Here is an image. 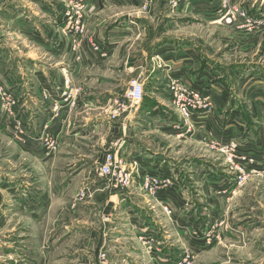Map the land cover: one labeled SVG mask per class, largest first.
<instances>
[{
	"label": "rangeland",
	"instance_id": "1",
	"mask_svg": "<svg viewBox=\"0 0 264 264\" xmlns=\"http://www.w3.org/2000/svg\"><path fill=\"white\" fill-rule=\"evenodd\" d=\"M40 1L44 4V0ZM45 1L47 4H54L53 12L43 13L38 10L37 7L40 5L38 0H0V67H2L0 76L10 80L9 74H12L18 80H24L26 74L32 75L33 70L36 69L39 72L38 78L34 76L29 78L32 81V90L35 89L32 92H36L33 97L39 98L43 103H49L51 114V116L43 114L37 120L33 119L31 129L27 130L28 128L24 126L25 120L17 114L19 103L13 90L9 88L10 81H7L8 84L0 82V165L6 169L12 165L18 168L20 164L28 163L27 157L20 153V149L35 150L38 156L36 160L43 162L45 159L44 165L49 168V183L52 184L53 179H56L60 172H64L69 177L76 175L69 170L68 172L62 170H65L67 165L74 164L79 155L82 159L88 160L91 171L96 163L104 162V154L106 156L110 152L122 150L124 141L129 140L138 144V140H141L143 143L145 137H141V134H145L149 127L140 128L139 132L135 131L137 124H134L132 126L134 135L132 139H128L125 137L128 130L123 131V126H118L116 130L117 125L112 124L111 132L106 135L110 137L108 144L103 139L102 131L99 133L96 131L91 137L85 139L79 137L81 150H75L77 154L71 152L74 147L71 141L68 143L69 140L65 142L62 140L63 134H78L80 130L86 131L94 124L92 120L85 119H88L87 116L91 112L83 110L84 106L80 100L85 93L80 90L83 86L90 87V79L87 72L83 79V81L89 79L86 85L82 83V78L75 83L70 75L72 72L68 71L62 73L65 81L60 85V78L56 73L63 66L70 68L71 66L60 59L62 51H58L56 45L62 35L57 28V1ZM139 3L137 8L132 9L134 12L132 10L128 12L116 10V12L120 16L131 12L133 20L146 21L161 28L166 27V23L173 20L175 27H168L166 33L171 36L192 38L197 40L196 43H204L216 58L218 55H225L229 63H258L257 66L264 63V32H261L263 28L253 32L235 26H228L225 29L217 26L206 28L201 23L192 21L188 23V19L179 21L188 18L190 9L186 7H180L184 12L178 10L173 13L167 2L165 6L164 0L162 2L152 0L148 7H144L141 0ZM86 6L80 14L81 24L85 27L84 32L78 35L83 39L77 40V44L73 45L74 50L80 48L81 41L90 40V24H87V20L94 9ZM71 17L73 19H70ZM67 19L68 28L76 34L77 16L70 11ZM214 20V25L220 24L219 19ZM179 22L181 24L178 25ZM235 35L258 38L256 44L258 46L246 47L247 53H245L244 49L241 50L239 46L234 45ZM88 42L91 43V40ZM91 44L94 50L96 44ZM127 50L136 52L137 44L134 46L130 44ZM216 58L211 62L216 61ZM120 63L121 59L117 57L111 69L117 70ZM212 66L217 69V66L213 64ZM111 75L113 88L116 89L110 99L114 106L116 101L124 99L127 90L139 77L131 72L117 76L113 72ZM66 81L73 83L74 87L66 89ZM95 84L91 85L95 87ZM146 88L145 93L151 95L150 83ZM75 89L80 93L72 107L65 92L71 93V90ZM19 91L21 92L20 89ZM240 93L242 92L238 91L237 95ZM90 96L92 95L87 94L88 99L97 98ZM240 100L239 111L242 118H245L249 114V108L244 105L247 104L244 99ZM13 101L16 102L15 105ZM136 108L139 106H135L132 112H136ZM14 122L20 126L18 130ZM208 131L209 134L198 131L192 138L187 140L184 138L185 140L182 139L180 142L174 138H165L158 133H152L157 134L161 141L150 142L151 148L160 151L161 154L153 159H144L145 163L132 160L138 165L145 166L146 169L138 173L133 171V184L129 189L113 183L106 184L101 181L104 178L100 177L98 181L93 180L95 182H92L93 185L85 184L81 189L77 186L67 188L66 195H62L57 202L56 197L60 193L55 190L47 201L45 215H37L30 223L23 221L28 223L26 226L29 227L31 234L29 238L22 237L24 242L19 241L16 245L9 234L0 230V242L4 247L12 254L14 250L23 256L17 257L16 254L11 256L5 251L0 260L10 263H15L17 260L16 263L27 264H42L44 261L47 264H264V156H260V153L251 156L249 150L245 149L244 140H236L235 145L232 146L231 143L234 141L224 143L220 133ZM29 132L33 138H30ZM148 134L150 135L151 132L147 133V137ZM253 136L255 139L259 137L258 134ZM33 142L35 146L31 145ZM215 142L223 146L214 149ZM129 151L131 152L130 147ZM134 152L132 151L130 156L133 157ZM230 155L235 157L232 162L228 161ZM36 160L32 162L36 168L32 175H35V179H41L42 176L47 182L45 176L47 172L42 173ZM127 162L129 163V160ZM128 167L131 171L132 163ZM171 170L174 174L179 170L182 171L180 175L183 178L186 176L187 184H178L177 190L164 189L167 184H159V187H162L159 191L151 184L147 187L145 183L147 177L163 181V176L171 175ZM202 170L205 174L208 172L207 180L204 179L206 175H203ZM89 172L87 175L93 177ZM22 174L25 175L24 172ZM62 175L64 176L63 173ZM85 176L86 174L83 175V179ZM239 176L245 177L241 185L237 180ZM166 191L179 193V199L183 200L180 204H173L171 199H167V204L163 203L164 205L160 206L157 200L162 198L161 193ZM100 195H103L102 199ZM111 195L117 196L119 200L116 198L112 201L114 203H109ZM169 196L176 198L177 195ZM127 197L133 199L130 202L133 204L129 203V205L137 210L138 215L128 213ZM97 198L98 202L93 203L92 201ZM85 206L93 208L94 214L87 215V213L81 220L72 216L69 222L66 220L65 223L59 221L61 216H56L61 208L66 211L68 207L72 211L83 209ZM188 212L193 217L191 222L182 218V216L186 217ZM129 215H132L131 219ZM174 216L177 219H174ZM44 246L49 247L47 254L43 251ZM151 259L156 262L152 263Z\"/></svg>",
	"mask_w": 264,
	"mask_h": 264
},
{
	"label": "crops",
	"instance_id": "2",
	"mask_svg": "<svg viewBox=\"0 0 264 264\" xmlns=\"http://www.w3.org/2000/svg\"><path fill=\"white\" fill-rule=\"evenodd\" d=\"M56 1L58 5L56 10V13H58L57 28L62 34L56 45L58 51H62L60 59L65 60L68 65L71 66V68L63 66V68L56 73L60 78L59 83L60 85L64 84L65 80L63 78L65 76H63L62 73H68V71L70 73L72 72V74H69L72 75V79L75 80V83L82 78V83L86 85L87 81L90 79V87L89 85L85 86L86 88L83 86L80 90L85 92L80 100L81 104L83 103L82 106H84L83 110H89L91 112L87 116L88 119H85L92 120L91 122L94 124H92L93 126L90 125L86 131L80 130L78 134H63L62 140L64 142L69 140L67 141L68 143L71 141L72 147H74V150L71 151L72 153L77 154L75 150H81V144L78 140L79 137H82V139L91 137L92 133L96 131L98 133L102 131V134H104V141L106 143L109 142L110 137L106 135L111 132L112 124L117 125L116 130L118 126H123L124 128L122 129L125 132L128 130L129 132L128 134L126 133L127 136H125L128 139H132L134 135L132 132V126L134 124H137L134 128L135 131L137 130L139 132L141 131L140 128L149 127L144 132L145 134H141V137H145L142 140L143 143H141V140H138V144L129 140L124 141L125 145L122 146L120 153L131 162L132 160H139L145 163L143 162L144 159H153L155 156L161 154L160 151L151 148L152 144L150 142L158 143L161 141L158 136H156L157 134L152 133H158L165 138H174L179 142L182 141V138H177L176 132L172 128L174 123H181L182 119L173 111V93L170 90V85L173 81H180L187 86L200 87L213 101L215 111L212 116H208V119H200L195 116L193 119L194 125L197 126L198 129H201V132L204 131V134H209L208 130L216 131L220 133V138L224 143H228L232 140H244L246 141L245 149L249 150L251 156H253L252 154L257 156L259 153L260 156H264V63L259 62L260 66H257L258 63H229L228 59L224 57L225 55H218V58H216L204 43H196L195 41L197 40L192 38L171 36V34L166 33L168 27H175V21L173 20L168 21L166 23L167 26L161 28L160 26H154L146 21L138 19L133 20L131 12L123 13L121 16L116 12V10H127L128 12L137 8L140 4L139 0H86V7L89 8L90 6L94 9L93 14L90 15L91 17L87 20V24H90V40L91 43H95L99 47V51L93 50L92 44L88 42L90 41L89 39L85 42L81 41L79 45L80 48L74 50L73 45L77 44V40H81L82 37L78 36L79 34L77 33L75 34L74 31H70V28H68L67 14L68 11L75 12L78 3L74 2L75 0ZM187 1H190V14L188 18H182L179 21L182 22L188 19V23L191 21L201 23L206 28L209 26H217L224 29L228 27L221 23H216V25H214V19L216 18L208 15L215 14L220 9L218 0ZM45 2L44 0V4H42L41 1L38 0L40 5H38L39 7H37V9L43 11V13L53 12L54 7L52 6H54V4H47ZM68 2L70 3L67 4ZM164 2L166 6L167 1L164 0ZM235 2L247 8L253 15L264 13V0H235ZM183 7L186 6L182 4L181 8ZM179 11L184 12V9H179ZM132 12L134 11L132 10ZM115 15L117 16L116 18L114 17ZM181 22H179L178 25L181 24ZM139 29H141V31ZM257 43L258 38H246L240 35L234 36V45L236 44L239 46L241 50L244 49L243 52L245 53H247L246 47H256L258 46L256 45ZM130 44L133 46L137 44L136 52L127 50ZM65 49H68V51H64ZM125 49L126 52H124ZM117 57L121 59L120 66L117 67V70H112L113 63ZM66 58H68V60H66ZM213 58H216V61L214 60L211 62ZM212 64L217 66V69H215ZM1 69L2 67H0V71ZM87 72L89 79L83 81ZM113 72L116 76L125 72H131L136 73L139 78L144 77L145 92L147 89L146 86L149 83L152 86L151 95L145 93L143 102L133 105V108L135 106L137 107V105L139 106V108H136V112H132L133 108H131V111L127 115L125 114L121 119L116 121H111L108 116L112 107V100L110 101V99L112 98V94L116 92V89H114L112 85L113 80L112 78L110 79V75ZM32 73V75L26 74L27 77L24 80H18L12 74H9L11 77L10 80L9 78L0 76V82L2 84H8L7 81H10L8 84L9 88L11 87L19 103L17 114L21 119L25 120L24 126H26V129L28 128L27 130L31 129L30 125L33 123V119L37 120V118L43 114L51 116L49 103H43L39 98L33 97V94L36 92H32L35 91V89L32 90V81L29 78L31 76L38 78L39 72L34 69ZM93 83H96L95 87L91 85ZM72 86L74 87L73 83ZM120 91L122 92V90H119V92ZM238 91L242 93L237 95ZM87 94L92 95L90 97L96 96L97 98L88 99ZM83 98L85 100H83ZM240 99H244L248 104H244L249 108V114L245 118H242L239 111L241 106ZM141 106L144 111H142ZM172 117H174V119ZM42 121L43 120H41V122ZM11 126L13 127V122ZM149 132H151V134H148L149 137H147L146 135ZM255 134L259 135L258 139H255L253 136ZM28 135L30 138H33L30 132ZM187 139L188 138H186V140ZM61 143L64 144L62 141ZM31 145L35 146L34 142ZM129 147L131 148V152L135 151L133 157L130 156L131 152L129 151ZM20 153L27 157V164H20L21 166L18 168L12 165L7 169L0 165V230L9 234L16 245L19 241L20 243L24 242L22 237L29 238L31 235L29 227L26 225L31 221L33 222L37 215L46 214L47 201H49L52 192L57 190V192L60 193L56 197L57 202L62 198V195H66L65 191L67 188L70 189L71 187L74 188L77 186L78 189H81L85 184L93 185L92 182L95 183L94 181L101 179L99 165L103 164V162L101 164L96 163L94 168L90 171L88 160L82 159V156L79 155L78 160L74 161V164L67 165V170H62L65 172L69 170L76 175L69 177L64 172H60L57 174V178L53 179V183L50 184L49 168L44 165L46 163L44 161L45 159L43 162L42 160H36L38 156H36L35 150L25 151L20 149ZM103 158L105 159V154ZM74 159H76V157ZM35 160L38 162H36V164L39 168L42 169V173L44 174L47 172L45 175L47 182L43 180L42 176L41 179H35V175H32L36 170L32 165V162ZM23 172L25 175L22 174ZM88 172L89 174H93V177L87 175ZM171 172L173 171L171 170ZM62 173L66 179H64ZM177 173H182V171L179 170ZM202 173L206 175L204 179L207 180L208 172L205 174L202 170ZM84 174H86V176L83 179ZM181 179L183 184H187L186 176L185 178L181 177ZM101 181L109 184L107 179H101ZM207 193L209 192L207 191ZM162 195L163 197L157 200L160 206L168 202L164 199V195L167 196L166 193L163 192L161 193V196ZM174 195H177L176 198L167 196V199H171L173 204H180V201L183 199H179V193H175ZM100 198L102 199L103 195H100ZM116 198L118 199L117 196L111 195L110 201L108 202L111 203ZM98 200L97 198L92 202H98ZM126 200V209L128 213L131 214L132 212L136 213L134 215H138L136 212L137 210L131 207L133 203L130 202L133 201V199L127 197ZM129 203L131 205H129ZM93 210L94 209L90 208V206H85L83 209H73L72 211L70 208L66 207V211L62 208L59 209L56 216H61L62 218H60L59 221L62 220L65 223L66 220L69 222L72 216L77 220H81L82 216L87 213V215H93ZM132 215H129V219H131ZM182 218L190 222L193 219L189 212L186 214V217L182 216ZM174 219H177L176 216H174ZM23 221H28V223H24ZM17 250H19V248ZM0 251V257L6 252L11 256L16 254L17 257H23L14 250L13 254L10 253V250L5 248L4 244L1 242ZM43 251L47 254L49 247L44 246ZM174 251L176 250L174 249ZM151 261H153L152 263L156 262L154 259H151ZM16 262L17 260H15V263L0 260V264L23 263ZM45 263L47 264L46 261L42 264Z\"/></svg>",
	"mask_w": 264,
	"mask_h": 264
},
{
	"label": "built area",
	"instance_id": "3",
	"mask_svg": "<svg viewBox=\"0 0 264 264\" xmlns=\"http://www.w3.org/2000/svg\"><path fill=\"white\" fill-rule=\"evenodd\" d=\"M78 2L76 6V11L74 12V16H77L76 21V33H83L84 26L81 24L82 15H80L85 8L86 0H75ZM144 7H148V4L152 0H141ZM220 9L215 14H208L210 17L219 19L221 24L225 26H235L237 28L246 29L251 32L256 31L260 28H263L264 32V13L253 15L250 11L237 4L235 0H218ZM167 3L171 6L172 10L177 12L181 4L186 6V9H190V1L187 0H167ZM70 12H68L69 14ZM70 19H73L71 17ZM94 50L99 51V47L94 45ZM72 86L70 81L65 82L66 89H69ZM170 90L173 93V111L181 117V123H174L172 128L176 132L177 138H190L196 132L200 131L197 126L194 125L193 119L194 117H198L200 119H208V116L213 114L215 106L213 105V101L209 95H207L200 87H192L183 84L180 81H173L170 85ZM71 93H66L69 97V100L72 107H74L77 97L80 93L79 90H71ZM145 98V81L144 78H139L135 80L130 89L126 92V95L122 101H116L114 106L111 107L108 115L111 121H116L121 119L123 115L127 112L131 111L134 104H139L143 102ZM119 102V103H118ZM15 105V101L12 102ZM115 109V110H114ZM15 126H17V130L20 126L17 122H14ZM234 142L231 143L232 146L235 145L236 140H232ZM231 142V141H230ZM219 146H223L219 142L213 144L214 149H217ZM234 156H229L228 161L232 162ZM128 160L122 156L119 151L110 152L105 156L103 164L99 166V174L104 179L109 181V184H117L119 186L125 187L126 189L130 188V185L133 184V171L134 172H142L145 170V166L138 165L137 162H127ZM128 163V164H126ZM132 163V168L128 167L129 164ZM134 169V170H133ZM245 177L239 176L237 178L238 184H243ZM145 183L147 187L151 184L152 187L157 188V190H161L162 187H159V184H167L164 189L168 190H177L178 184L182 185L183 181L181 179L180 173L163 176L162 180H154L149 179L148 177L145 179ZM167 192V191H166ZM156 193V192H155ZM158 195V193H156ZM167 204V203H166ZM167 211V209H165ZM169 215L171 213H168ZM143 239V238H142Z\"/></svg>",
	"mask_w": 264,
	"mask_h": 264
},
{
	"label": "trees",
	"instance_id": "4",
	"mask_svg": "<svg viewBox=\"0 0 264 264\" xmlns=\"http://www.w3.org/2000/svg\"><path fill=\"white\" fill-rule=\"evenodd\" d=\"M167 193L166 195L169 196L170 194H175V192H171V191H168V192H165ZM167 196L164 195V199L167 200Z\"/></svg>",
	"mask_w": 264,
	"mask_h": 264
}]
</instances>
